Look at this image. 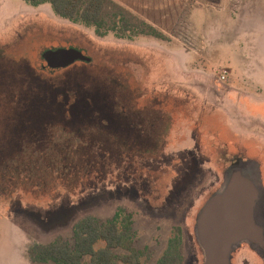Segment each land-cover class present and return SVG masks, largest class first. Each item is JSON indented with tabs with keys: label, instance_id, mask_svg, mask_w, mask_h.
Returning a JSON list of instances; mask_svg holds the SVG:
<instances>
[{
	"label": "rangeland",
	"instance_id": "1",
	"mask_svg": "<svg viewBox=\"0 0 264 264\" xmlns=\"http://www.w3.org/2000/svg\"><path fill=\"white\" fill-rule=\"evenodd\" d=\"M117 1L166 38L99 37L49 3L0 0V264H34L32 245L73 243L78 219L121 206L145 264L177 226L183 264H204L196 219L226 169L258 157L264 173V0ZM71 46L92 62L42 57ZM232 264L264 260L243 243Z\"/></svg>",
	"mask_w": 264,
	"mask_h": 264
},
{
	"label": "trees",
	"instance_id": "2",
	"mask_svg": "<svg viewBox=\"0 0 264 264\" xmlns=\"http://www.w3.org/2000/svg\"><path fill=\"white\" fill-rule=\"evenodd\" d=\"M24 1L32 6L49 3L59 16L94 28L99 37L114 34L130 39L142 36L166 38L152 23L117 0ZM221 142L218 144L220 151L227 154L229 143ZM256 159L261 161L258 157ZM81 172L87 174V170ZM135 237L133 215L121 206L105 220L94 215L78 219L73 226V243L58 236L49 243L32 245L28 254L34 264H145L152 259L153 252L149 247L137 248ZM183 238L182 228L174 227L157 264H183Z\"/></svg>",
	"mask_w": 264,
	"mask_h": 264
},
{
	"label": "water",
	"instance_id": "3",
	"mask_svg": "<svg viewBox=\"0 0 264 264\" xmlns=\"http://www.w3.org/2000/svg\"><path fill=\"white\" fill-rule=\"evenodd\" d=\"M43 59L52 69L92 58L74 46L47 49ZM195 235L204 264H232V253L248 243L264 260V184L260 163L239 158L224 174L221 187L197 215Z\"/></svg>",
	"mask_w": 264,
	"mask_h": 264
},
{
	"label": "built area",
	"instance_id": "4",
	"mask_svg": "<svg viewBox=\"0 0 264 264\" xmlns=\"http://www.w3.org/2000/svg\"><path fill=\"white\" fill-rule=\"evenodd\" d=\"M220 80L222 82H226L229 80V73L227 70H225L221 75H220Z\"/></svg>",
	"mask_w": 264,
	"mask_h": 264
},
{
	"label": "crops",
	"instance_id": "5",
	"mask_svg": "<svg viewBox=\"0 0 264 264\" xmlns=\"http://www.w3.org/2000/svg\"><path fill=\"white\" fill-rule=\"evenodd\" d=\"M130 9H131L132 11H134V9H133V8H130ZM237 14H238V13H237ZM232 16H233V15H232ZM233 18H235V19H236V18H237V15H236V17H234V16H233ZM229 76H230V75H229ZM257 115H259V116H263V115H262V114H260V113H259V114H257ZM244 139H245V137H244ZM242 144H243V145H245V142H243ZM257 161L260 163V166H261V171H262V166H263V165H262V159H261V161H259V160L257 159ZM263 174H264V173H262V176H263ZM32 263H33V262H32Z\"/></svg>",
	"mask_w": 264,
	"mask_h": 264
}]
</instances>
